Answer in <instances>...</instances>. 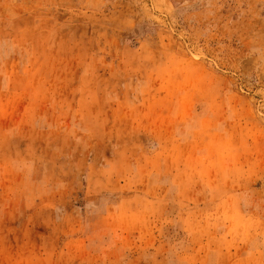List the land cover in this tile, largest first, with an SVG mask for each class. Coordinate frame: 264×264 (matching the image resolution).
I'll return each mask as SVG.
<instances>
[{
	"label": "rangeland",
	"instance_id": "1",
	"mask_svg": "<svg viewBox=\"0 0 264 264\" xmlns=\"http://www.w3.org/2000/svg\"><path fill=\"white\" fill-rule=\"evenodd\" d=\"M0 264H264V0H0Z\"/></svg>",
	"mask_w": 264,
	"mask_h": 264
}]
</instances>
